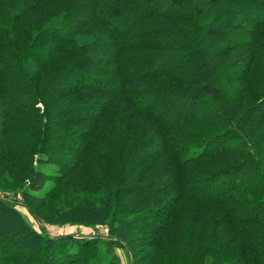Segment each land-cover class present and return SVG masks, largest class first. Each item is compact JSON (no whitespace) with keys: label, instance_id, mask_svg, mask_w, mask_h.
Segmentation results:
<instances>
[{"label":"trees","instance_id":"1","mask_svg":"<svg viewBox=\"0 0 264 264\" xmlns=\"http://www.w3.org/2000/svg\"><path fill=\"white\" fill-rule=\"evenodd\" d=\"M225 1L0 0V178L9 186L0 187L9 218L1 232L16 225L32 244L21 252L1 245L0 264H111L110 239L31 229L4 197L17 190L60 224L107 223L128 252L138 242L152 248L156 264H264V0H238L219 26L194 21ZM152 18L165 24L146 29ZM140 29L149 38L174 32L172 48L193 53L182 73L172 71L164 42L135 43ZM225 37L249 55L230 76L229 97L200 47ZM213 55L215 63L221 54ZM167 97L181 100L177 118L155 108ZM197 99L210 105L195 114ZM43 164L57 166L54 183ZM68 176H85L87 206H59L71 202L62 199Z\"/></svg>","mask_w":264,"mask_h":264},{"label":"rangeland","instance_id":"2","mask_svg":"<svg viewBox=\"0 0 264 264\" xmlns=\"http://www.w3.org/2000/svg\"><path fill=\"white\" fill-rule=\"evenodd\" d=\"M187 1H192V0H187ZM234 1V0H233ZM232 0H226L223 3H220L219 5H216L215 7L211 8L208 13L202 17L201 19H195L194 21H198V23H209L210 25L212 24L213 26H219L220 24H223L225 16H222L223 13L229 12L233 7L232 4L236 3L238 0H235L233 2ZM231 8V9H230ZM230 9V10H229ZM176 9L170 10L171 12H176ZM247 16V15H246ZM246 16L238 15L235 16V18L231 19L228 21L229 25L228 26H233V24L240 20L241 18H246ZM182 17H185L188 21L187 23L191 20L194 19L192 16V12L189 8V3H186L185 6L182 8ZM148 24L146 29H155L158 28V25H163L165 24V21H162L158 18H152L148 19ZM141 24V23H140ZM139 24V25H140ZM173 27V25H172ZM171 27V28H172ZM139 29V28H138ZM166 30V29H165ZM162 31L157 35V37H147L145 34L141 31H136L137 35H135V43L139 44L140 46H143V49H149L151 47H155L157 44L164 42V44L168 47V51L166 54H169V52L175 54L174 55V65L172 68V71L176 73H182V65L185 63V58L186 56H189L193 58V53L192 51H187L188 53H177L176 50H174L172 47L173 45L170 43V38L169 35H174V32H178L177 27H173L174 32H169V31ZM182 30H186L183 28ZM137 38V39H136ZM206 40V39H205ZM200 45V44H199ZM201 51L203 52V58L205 61V67L208 70V75L213 73L215 70L221 71V74L219 75V85L224 89L226 97H229V90L228 87L232 85L233 83L230 82V76H238L241 73V70L246 67L249 55L248 52L245 50V47H240L235 46L233 44L232 39L229 37H225L223 40L222 39H210L209 41H206V44L203 45V47L200 45ZM221 54V57L215 59V63H213L211 60H209V56L211 54L218 55ZM139 54V58L135 57L137 61H139L142 57V55H147L145 50L142 51ZM213 55V56H214ZM135 60V59H133ZM136 61V62H137ZM213 64V65H212ZM144 68L149 69L150 66L146 64V66H136L135 67V73L140 71L141 69L143 70ZM205 74V73H204ZM183 76L186 74H182ZM185 79L189 81L191 79L190 76H185ZM236 84V83H234ZM233 84V85H234ZM251 90L254 89V87L250 86L249 87ZM234 95V94H233ZM232 95V97H233ZM235 97V96H234ZM154 103H156L155 108H160L163 109L162 112H164L163 117H170L172 119L177 118L179 116V109H180V104L181 100H174L172 98H166L165 100L163 99H158ZM249 103V102H246ZM168 104L169 106H167ZM209 106L210 104L207 103L204 99H197L196 100V106L192 108V113H197L199 112L200 108H204L205 106ZM40 106V104H39ZM164 107V108H163ZM41 108V106H40ZM226 124V121H224ZM232 138H229L226 140V142L231 141ZM133 144V143H132ZM134 146V145H132ZM130 146V147H132ZM36 158V155L34 156ZM128 154L127 151H122V158H127ZM35 158L33 160V164L36 165ZM44 170L48 173L49 175V182L50 184L54 181V177L58 173V168L55 165L51 164H43ZM3 171V168L0 169ZM6 170L7 174H11L7 169ZM104 173L107 172L105 168H103ZM5 172V171H3ZM107 174V173H105ZM136 177V176H135ZM134 177V178H135ZM77 177H74L73 179L71 176H68L65 180L62 181L61 185L62 186H69L67 192L65 195L62 196V199H67L69 198L71 202H68L67 205H63L62 202H59V206L66 208V210H70V207L80 205L81 207L87 206L88 203L84 201V197H87L93 192V190H89V188H86L83 186V183H80L82 178L86 179L85 176L80 177L79 179H76ZM150 179L148 176H146L143 180H148ZM134 179H131L129 182H133ZM14 184H18L15 180H13ZM0 187L1 188H8L7 182H5L3 179L0 178ZM95 193H98L95 190ZM97 195V194H96ZM6 196V197H5ZM5 199L11 201L15 207V209L21 214L25 222L28 224V226L33 229L36 232H45L47 235L53 237V238H59V237H65V236H75L78 238H104V239H110V253L109 254L111 257L109 259V262L111 264H156L154 259H151V254L153 253L152 248H148L145 245H142L141 242H138L135 245H132L131 248L133 251L128 252V249L124 245L118 244L116 237H113L112 235L109 234V226L107 223H102V224H97L95 227L88 226L85 224H74V225H69V224H60L59 222L62 221V219H59L60 217L54 216L51 208H46L42 207L41 208V202L40 201H35V200H30L27 197H24L22 195L21 190L13 191L12 193L6 195L4 194ZM27 203H32V205L35 207V209L41 214V216L44 218L42 220L43 223H39L36 221V219L30 214V212L27 209ZM27 203V204H28ZM31 205V204H30ZM46 208V209H45ZM58 218V219H57ZM8 216L6 211L0 210V234H2V238L0 237V240L5 238L4 240L0 241V246L3 245V247L6 248H11V250L17 249V252L25 251L26 249L29 250V246L32 245L29 242V235L25 233L23 230L19 229L18 226H11V233L8 234L7 232L3 234L1 232V228L3 224L5 223L6 220H8ZM80 219V218H77ZM98 236V237H97ZM132 252H135V260L134 258L131 257ZM131 253V254H130ZM149 256L147 257V254ZM1 255V253H0ZM93 258V255L90 256V259Z\"/></svg>","mask_w":264,"mask_h":264}]
</instances>
